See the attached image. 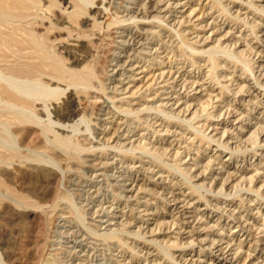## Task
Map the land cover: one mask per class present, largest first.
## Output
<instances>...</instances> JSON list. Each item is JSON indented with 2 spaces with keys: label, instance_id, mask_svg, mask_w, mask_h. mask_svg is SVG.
<instances>
[{
  "label": "rangeland",
  "instance_id": "rangeland-1",
  "mask_svg": "<svg viewBox=\"0 0 264 264\" xmlns=\"http://www.w3.org/2000/svg\"><path fill=\"white\" fill-rule=\"evenodd\" d=\"M90 1L70 18L74 0H40L30 21L71 68L99 60L104 90L62 83L50 104L55 130L91 149L80 160L36 127L13 126L23 155L34 149L58 165L0 164V264H264V0ZM23 30L0 26V39H14L10 65L34 59ZM210 48L239 60L219 52L212 62ZM144 144L164 150L163 162ZM125 225L137 235L100 236Z\"/></svg>",
  "mask_w": 264,
  "mask_h": 264
},
{
  "label": "bare ground",
  "instance_id": "bare-ground-1",
  "mask_svg": "<svg viewBox=\"0 0 264 264\" xmlns=\"http://www.w3.org/2000/svg\"><path fill=\"white\" fill-rule=\"evenodd\" d=\"M90 0H74V5L72 11L65 9V13L69 15L70 18H79L82 15L87 14V7ZM40 0H0V26L3 24H14L19 30L24 29V33L27 37L28 43L30 45L32 60L24 61L19 66L10 65L8 62V57L6 52L12 48L11 40L14 39H0V164H11L16 160H33L38 163L47 162L53 165H58V163L52 158V156L46 158L34 149H28L29 154L23 155L22 148L19 145L18 136L13 132V126L18 125H30L31 127H36L39 129L40 133L51 145H55L59 148L66 150L68 155L72 156L73 159L80 160L81 154L86 151H91L90 148L85 147L79 142H75L72 136H64L55 130V122L51 118L50 104L53 100H57L61 93L64 92L60 84H66V87L75 88L77 94H90L92 90L99 89L104 90V84L101 80L100 74L97 70L98 61L93 64L85 66L81 70H77L68 66L66 59L56 51L54 46L47 44L43 36H39L37 31L33 28L30 21L37 18L34 13L35 9L38 8ZM42 5V4H41ZM128 5V4H127ZM132 5V4H131ZM166 5V4H165ZM176 5V4H175ZM223 5V4H222ZM250 6V5H249ZM185 8V7H184ZM256 8V7H255ZM197 8L191 10L193 13ZM124 10V9H123ZM114 11V10H113ZM120 11V10H119ZM38 12V11H37ZM43 12V11H42ZM190 12V13H191ZM203 12V11H202ZM135 14V13H134ZM114 16V15H113ZM146 16V15H145ZM123 17V16H122ZM121 17V18H122ZM136 18V16H134ZM133 18V19H134ZM143 18V17H142ZM142 18H140L142 20ZM148 18V17H145ZM154 18V17H153ZM170 18V17H169ZM119 19V18H118ZM149 19V18H148ZM146 20V23L148 21ZM157 21L162 22V18L156 16ZM120 20V19H119ZM118 20V21H119ZM122 24H124L123 19H121ZM139 18H136V22ZM145 20V19H144ZM143 20V21H144ZM40 21V20H39ZM133 21V24L136 22ZM152 21V20H151ZM142 22V21H141ZM128 23V20H127ZM149 23V22H148ZM147 23V24H148ZM169 23V22H168ZM178 23V22H177ZM176 24V23H175ZM249 24V23H248ZM72 25V24H71ZM139 25V24H137ZM169 25V24H168ZM179 25V24H178ZM251 25V24H250ZM73 26V25H72ZM99 25L95 22L94 27L97 28ZM127 26H121V30L125 32ZM66 27V26H65ZM194 27V26H193ZM133 28V27H132ZM254 29V28H253ZM152 30V29H150ZM153 29L152 32L155 34ZM182 30V29H181ZM186 31V29H184ZM102 31V30H101ZM119 31V30H118ZM131 31V30H130ZM175 31V30H174ZM4 32V31H3ZM184 32V31H183ZM40 33V32H39ZM168 33V32H167ZM176 33V32H175ZM182 33V31H181ZM118 34H120L118 32ZM153 35V34H152ZM189 35V34H188ZM225 35V34H224ZM85 37L86 39H92L87 31L79 37ZM178 36V34H177ZM183 36H185L183 34ZM181 36L180 39H184ZM198 37V36H197ZM241 37V36H240ZM134 38V37H133ZM223 38V37H222ZM159 39V38H158ZM243 39V38H242ZM247 39V38H246ZM103 40V39H102ZM85 42V41H84ZM112 42V41H111ZM164 42V41H163ZM122 43V42H121ZM125 43V42H124ZM161 44V43H160ZM146 45V44H145ZM175 45V44H174ZM180 45V44H179ZM237 45V44H235ZM181 46V45H180ZM179 46V47H180ZM182 46L191 47L185 40H182ZM91 47V46H90ZM176 48V47H175ZM218 48V47H216ZM16 49V48H15ZM124 49V48H123ZM187 49V48H186ZM211 49V48H210ZM188 50V49H187ZM144 51V50H143ZM162 51V50H161ZM178 51V49H177ZM200 51V50H199ZM108 52V51H107ZM136 52V51H135ZM150 52V51H149ZM171 52V51H170ZM202 52V51H201ZM219 52L226 53L230 58L239 60L238 55L235 51H230L229 49H211L206 54L212 62H214L217 54ZM260 52V51H259ZM156 53V52H155ZM193 53V51H192ZM221 54V53H219ZM218 54V55H219ZM226 54H222L226 56ZM180 55V54H179ZM17 56V55H16ZM96 57V56H95ZM113 57V56H112ZM161 57V56H160ZM169 57V56H168ZM222 57V56H221ZM102 59V56L100 57ZM146 58V57H145ZM223 58V57H222ZM94 59V58H93ZM151 59V58H150ZM193 59V57H192ZM103 60V59H102ZM154 60V59H153ZM194 60V59H193ZM241 60V59H240ZM11 61V59H10ZM164 61V60H163ZM100 62H102L100 60ZM107 62V61H106ZM248 62V61H247ZM242 63V62H241ZM245 63V62H244ZM210 64V63H209ZM154 65V64H153ZM244 65V64H243ZM213 66L215 72L214 63ZM104 67V66H103ZM151 68V67H150ZM255 68V67H254ZM102 70V69H100ZM169 70V69H168ZM209 71V70H208ZM162 73V72H161ZM216 73V72H215ZM214 73V74H215ZM218 75V73H216ZM215 74V75H216ZM160 75V74H159ZM158 76V75H157ZM156 78V76H154ZM161 77V76H160ZM217 77V76H216ZM131 78V77H130ZM133 78V77H132ZM185 78V77H184ZM186 79V78H185ZM218 79V77H217ZM202 80V79H201ZM220 81V80H219ZM53 82L57 85L53 86ZM152 82V81H151ZM192 82V81H190ZM199 82V81H197ZM196 82V84H197ZM211 82V81H210ZM195 85V83H194ZM210 86V85H209ZM151 87V86H150ZM128 88V87H127ZM204 88V87H203ZM226 88V87H225ZM153 89V88H152ZM182 89V88H181ZM117 90V89H115ZM162 90V89H161ZM206 90V89H205ZM134 91V90H133ZM141 91V90H140ZM171 91V90H170ZM204 91V90H203ZM117 92V91H116ZM206 92V91H205ZM76 94V93H75ZM133 94V93H132ZM173 95V94H172ZM171 95V96H172ZM214 95V94H213ZM98 97V96H97ZM118 97V96H117ZM213 97V96H212ZM212 97L210 99H212ZM124 98V97H123ZM204 98V97H203ZM122 99V98H121ZM180 99V98H179ZM218 99V98H217ZM123 100V99H122ZM209 101V100H208ZM210 102V101H209ZM213 102V101H212ZM201 103V102H200ZM203 103V102H202ZM175 104V103H174ZM109 105V104H108ZM146 105V104H145ZM202 105V104H201ZM204 105V104H203ZM208 105H210L208 103ZM213 105V103H212ZM125 107V106H124ZM145 107V106H144ZM190 107V105H189ZM143 108V107H142ZM164 108V107H163ZM116 109V108H115ZM152 109V108H151ZM187 109V108H186ZM199 109V108H198ZM196 109V110H198ZM111 110V109H110ZM144 110V109H143ZM171 110V109H170ZM38 111H42L46 114L47 119H43ZM180 111V110H179ZM252 111V110H251ZM174 112V111H173ZM185 112V111H184ZM102 113V112H101ZM105 113V112H104ZM109 113V112H108ZM122 113V112H121ZM150 114V113H149ZM147 115V114H146ZM171 115V114H170ZM176 115V114H175ZM112 116V115H111ZM130 116V115H129ZM157 116V115H155ZM164 117H169L168 114L163 113ZM179 117V116H177ZM207 117V116H206ZM113 118V117H112ZM174 118V117H173ZM143 119V118H142ZM147 120V119H146ZM153 120V119H152ZM243 120V119H242ZM241 120V121H242ZM82 121L86 125V129L91 131L90 121L87 118H83ZM82 122V123H83ZM144 122V121H142ZM155 123V122H154ZM162 123V122H161ZM60 125V124H59ZM169 125V124H168ZM167 125V126H168ZM61 127V126H60ZM106 127V126H105ZM148 127V126H147ZM151 127V126H150ZM74 133L80 132L81 129L79 125L74 124L71 126ZM33 129V128H32ZM85 129V128H84ZM94 129V128H93ZM150 129V128H149ZM168 129V128H167ZM188 129V128H187ZM263 129V128H260ZM169 130V129H168ZM167 130V131H168ZM31 131V130H30ZM33 131V130H32ZM63 132V131H62ZM170 132V131H169ZM33 133V132H32ZM257 133V132H256ZM260 134L261 131L259 132ZM26 134V133H25ZM37 136V133H35ZM74 134V135H75ZM177 134V133H176ZM24 135V134H23ZM148 135V134H147ZM34 136V135H33ZM143 136V135H142ZM81 137V136H80ZM93 137V136H92ZM209 137V136H208ZM163 138V137H162ZM254 138V137H253ZM153 139V138H152ZM27 140V139H26ZM134 140V139H133ZM104 142V141H103ZM133 142V141H132ZM131 142V143H132ZM148 142V141H146ZM162 142V141H161ZM21 143V142H20ZM119 143V142H118ZM120 144V143H119ZM161 145V144H160ZM131 147V146H130ZM159 148V147H158ZM150 147L149 144H144L141 146V151L150 155L153 160L151 162H163L162 156L164 150L161 148ZM121 149V148H120ZM127 149V148H126ZM125 149V150H126ZM130 149V148H129ZM128 149V150H129ZM34 150V151H33ZM199 150V149H198ZM135 151V150H134ZM134 151H128L127 155L132 158ZM111 152V151H110ZM123 153V152H122ZM125 155V154H124ZM182 155V153H181ZM48 156V155H47ZM83 157V156H82ZM149 157V156H148ZM177 158V157H176ZM56 159V158H55ZM144 159V158H143ZM150 159V158H149ZM145 160V159H144ZM164 160V159H163ZM81 162V161H80ZM152 162V163H153ZM182 162V161H181ZM213 162V161H212ZM82 163V162H81ZM154 163V164H155ZM165 163V161H164ZM19 164V163H18ZM149 164V163H148ZM168 165L170 163H167ZM212 164V163H210ZM14 165V164H13ZM158 165V164H157ZM172 167V164L169 165ZM153 167V166H152ZM159 167V166H158ZM175 170L180 172L190 171L192 167H187L186 169H181L180 167H175ZM83 168V167H82ZM148 168V167H147ZM170 168V167H169ZM137 169V168H136ZM171 169V168H170ZM195 169V168H194ZM110 170V169H109ZM163 170V169H162ZM186 171V172H187ZM255 171V170H254ZM128 172V171H127ZM133 173V172H132ZM81 174V173H80ZM90 174V173H89ZM94 174V173H93ZM113 174V173H112ZM257 174V173H256ZM115 175V174H114ZM122 175V174H121ZM134 175V174H133ZM183 175V174H182ZM126 176V175H125ZM64 177V176H63ZM108 177V176H107ZM120 177V176H119ZM124 177V176H123ZM254 177V176H253ZM256 177V176H255ZM189 178V177H188ZM215 179V178H214ZM261 179V178H260ZM118 180V179H117ZM173 180V178H172ZM186 181L189 179H185ZM132 181V180H131ZM254 181V180H253ZM106 182V181H105ZM115 182V181H114ZM190 182V180H189ZM223 182V181H222ZM251 182V181H250ZM53 183V182H52ZM176 183V182H175ZM226 183V182H225ZM224 183V184H225ZM104 184V183H103ZM119 184V183H118ZM117 186V185H116ZM222 186V183H221ZM100 187V186H99ZM106 187V186H105ZM107 187H109L107 185ZM106 187V188H107ZM144 187V186H143ZM105 188V189H106ZM201 189V188H200ZM219 189V188H218ZM140 190V189H139ZM95 191V190H94ZM110 191V190H109ZM114 192V191H113ZM4 193V192H2ZM76 193V192H75ZM92 193V192H91ZM118 193V192H117ZM10 196V194L8 193ZM75 195V194H73ZM122 195V194H121ZM124 195V194H123ZM139 195V194H138ZM137 195V196H138ZM115 196V195H114ZM126 196V195H125ZM186 196V195H185ZM134 197H136L134 195ZM183 197V196H182ZM257 197V196H256ZM5 198V197H4ZM7 198V197H6ZM125 198V197H124ZM1 199V197H0ZM16 200V198H14ZM76 213V217L80 220H84V215L72 197L65 198ZM100 199V198H99ZM108 199V198H107ZM128 199V198H127ZM133 199V198H131ZM185 199V198H184ZM14 200V201H15ZM21 200V199H20ZM19 200V202H20ZM139 200V199H138ZM181 200V199H180ZM78 201V200H77ZM129 201V200H128ZM127 201V202H128ZM182 201V200H181ZM18 202V200H17ZM22 202V201H21ZM141 202V201H140ZM21 204V203H20ZM67 204V203H66ZM84 204V203H83ZM108 204V203H107ZM23 205V204H22ZM82 205V204H81ZM101 205V204H100ZM187 205V204H186ZM84 207V206H83ZM31 208V207H30ZM135 209V208H134ZM37 210V209H36ZM101 210V209H100ZM111 210V209H110ZM132 211V210H131ZM134 213V212H133ZM149 213V212H148ZM136 216V215H135ZM60 219V218H59ZM70 219V218H69ZM88 219V218H87ZM74 220V219H73ZM58 221V220H57ZM102 221V220H101ZM106 221V220H105ZM77 222V221H76ZM113 222V221H112ZM127 222V221H126ZM107 223V222H106ZM99 224V223H98ZM180 226V225H179ZM65 227V226H64ZM55 228V227H54ZM137 229V228H136ZM59 230V229H58ZM92 230V229H91ZM99 230V229H98ZM55 231V230H54ZM63 231V230H62ZM64 232V231H63ZM93 233V232H92ZM95 234L98 233L95 231ZM55 234V233H54ZM123 234H133L137 235L135 232L128 230L127 226L123 228H115L101 233L100 236L104 240L121 239ZM60 240V239H59ZM103 241V240H102ZM178 241V240H177ZM55 243V242H54ZM111 243V242H110ZM121 243V242H120ZM134 243V242H133ZM56 245V244H55ZM72 246V245H71ZM121 247V246H120ZM159 247V246H158ZM97 250V249H96ZM66 251V250H65ZM108 251V250H107ZM166 251V250H165ZM69 252V251H68ZM50 254V253H49ZM166 254V253H165ZM55 255V254H53ZM59 255V254H58ZM167 255V254H166ZM161 256V255H160ZM250 256V254H249ZM56 257V256H55ZM61 257V256H60ZM92 258V257H91ZM68 260V258H67ZM71 260V259H70ZM87 260V259H86ZM85 260V261H86ZM127 260V259H126ZM59 261V260H57ZM62 261V260H61ZM116 261V260H115ZM60 263V262H59ZM63 263V262H62ZM131 263V262H130ZM53 264H58L54 262ZM128 264V262H127Z\"/></svg>",
  "mask_w": 264,
  "mask_h": 264
}]
</instances>
